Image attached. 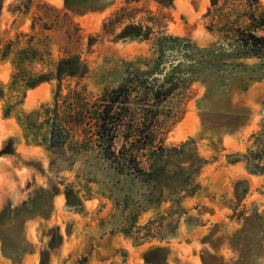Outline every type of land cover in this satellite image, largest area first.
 Segmentation results:
<instances>
[{
	"label": "rangeland",
	"instance_id": "1",
	"mask_svg": "<svg viewBox=\"0 0 264 264\" xmlns=\"http://www.w3.org/2000/svg\"><path fill=\"white\" fill-rule=\"evenodd\" d=\"M249 32L264 35V0H0V264H264V49L236 46ZM128 80L117 151L156 108L142 86L172 90L141 173L95 135L103 94Z\"/></svg>",
	"mask_w": 264,
	"mask_h": 264
},
{
	"label": "trees",
	"instance_id": "2",
	"mask_svg": "<svg viewBox=\"0 0 264 264\" xmlns=\"http://www.w3.org/2000/svg\"><path fill=\"white\" fill-rule=\"evenodd\" d=\"M246 37L238 38L236 41L237 47H244L251 45L255 50V54L264 49V35H257L256 33L249 32ZM133 81L127 82L106 91L101 100L102 107L97 114L96 118V130L98 143L102 148V151L106 154L113 163H116L121 169H129L141 173L143 170L138 166V160L136 156V149H144L148 146H153L154 135L145 131V128H151L154 124V120L158 116L159 104L163 100L167 99L171 94V88H165V86H148L143 85L144 93L143 101H152L150 106L156 107L155 109L147 108L143 115L142 125L144 128L138 132H128L123 135L125 144L119 151L116 150L115 142L118 137V128L125 123L126 113L129 111V104L131 102V88ZM148 105V104H147ZM52 130L48 134V141L50 146H60L67 139L68 131L60 122L51 123ZM132 146L139 144L137 148L127 146L128 143ZM154 147V146H153ZM154 149V155L157 153Z\"/></svg>",
	"mask_w": 264,
	"mask_h": 264
}]
</instances>
